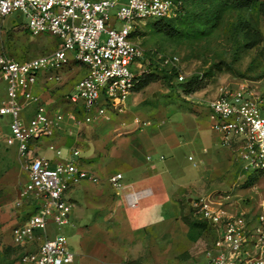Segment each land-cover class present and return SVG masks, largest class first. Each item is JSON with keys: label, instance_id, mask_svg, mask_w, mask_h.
I'll list each match as a JSON object with an SVG mask.
<instances>
[{"label": "built area", "instance_id": "built-area-1", "mask_svg": "<svg viewBox=\"0 0 264 264\" xmlns=\"http://www.w3.org/2000/svg\"><path fill=\"white\" fill-rule=\"evenodd\" d=\"M185 8L182 0H0V21L20 13L32 36L50 34L59 42L51 53L24 61L0 53V83L7 84L8 94L0 105V116L11 118L5 143L17 148L18 158L27 166L29 178L23 195L39 202L35 213L13 230V245L22 251L20 264L74 263L68 238L59 233L52 235L51 227L60 229L71 223L73 206L64 199L68 185L101 182L78 162V150L55 164L33 151L34 142L55 133L54 119L31 90L39 74L60 70L51 76L60 81L72 58L85 74L67 100L83 109L84 121L98 123L110 113L123 114L139 81L140 61L145 56L142 47L133 41L136 27L150 20L177 19L185 14ZM118 22L120 28L116 27ZM159 60L161 66L177 71L178 83L185 82L179 57L160 56ZM133 66L138 72L131 70ZM36 102L33 117L26 120L24 110ZM209 109L211 129L221 145L231 149L244 168L264 173V95L246 85L222 87ZM135 122L140 128L148 124ZM56 155L60 157L62 152L56 150ZM122 179L123 175L117 173L108 182L120 191ZM151 194L150 189L127 193L126 205L137 209ZM193 206L217 234L206 251V264H264V209L255 215L240 209L235 191L201 197Z\"/></svg>", "mask_w": 264, "mask_h": 264}, {"label": "rangeland", "instance_id": "rangeland-1", "mask_svg": "<svg viewBox=\"0 0 264 264\" xmlns=\"http://www.w3.org/2000/svg\"><path fill=\"white\" fill-rule=\"evenodd\" d=\"M182 1L186 6V17L177 23V30L156 29L152 25L156 20L135 29L133 41L145 52L140 61L142 69L137 83L142 86L134 89L138 106L169 109L175 104L172 98L188 105L185 100L188 95H195L196 102L202 99L212 101L220 88L242 85L264 95V19L258 6L254 4L242 10L224 9L215 19L205 15L213 3L221 0ZM26 23L20 13L0 21V52L22 61L49 54L59 46L58 40L50 34L32 36L25 27ZM121 26L120 22L116 23V27ZM174 55L179 57L186 79L182 84L175 80L177 71L174 68L160 65V56ZM131 70L138 72L135 66ZM43 73L54 76L60 70ZM171 74L173 78H170ZM71 79L76 82L81 76L76 72ZM50 87V94L40 90L57 120V131L49 144L54 151L55 147L60 149L63 158L71 149L63 147L65 143L76 147L84 162L83 150L90 141V129L95 124L90 126L84 121L82 108H78L81 115L75 107L68 105L60 86L54 89L52 84ZM6 98L7 84L1 82L0 100ZM6 130L0 126V264H20L22 251L13 245V230L35 213L39 202L23 195L27 166L18 159L14 147L6 146ZM233 161L230 171L216 176V180L226 181L219 194L235 191L240 209L259 214L264 202V173L252 167L244 168L236 155ZM185 164L192 166L187 157ZM82 183L68 186L65 193ZM211 191L214 190L208 193ZM99 200L100 197L95 198V204ZM145 200L147 198L140 202L143 208ZM173 200L174 212L169 207L164 208L160 214H151V220L140 227L129 221L126 223L130 213L138 212L140 208L130 209L125 204L128 212L108 216L101 212L92 213L81 197L71 211V223L60 229L52 226L51 230L53 234L65 235L70 241L75 254L73 264H201V258L216 239V232L194 208L196 199L190 202L185 197L175 196ZM69 201L73 205L74 201ZM102 207L98 204L95 208ZM76 211L80 212V224L74 219ZM148 223L153 225L147 227Z\"/></svg>", "mask_w": 264, "mask_h": 264}, {"label": "crops", "instance_id": "crops-1", "mask_svg": "<svg viewBox=\"0 0 264 264\" xmlns=\"http://www.w3.org/2000/svg\"><path fill=\"white\" fill-rule=\"evenodd\" d=\"M25 27L27 29L26 25ZM0 53L12 58L4 52ZM76 72L80 74L82 79L85 69L75 64L71 58L70 65L62 72L60 81H55L51 79L50 75L40 73L36 85L31 89L54 119V135L57 131V120L51 114V107L45 103L44 95L40 93V90L50 94L52 84L55 85L54 89L56 86H60V92L64 91L62 94H65L64 100L81 113L76 106L67 100L76 84L81 80L75 82L71 79ZM134 95L135 93L130 97L127 110L123 114L110 113L103 121L90 124V126L94 124L95 126L91 127L90 141L83 150L84 162L81 152L68 143L63 145V147L69 146L71 148L66 157L57 156L56 150L60 149L55 147L54 151L52 145L49 144V140L54 135L34 142L32 149L36 155L46 157L54 164L60 162L61 158L63 160L69 158L72 151L78 150L80 152L78 162L82 167L100 177L101 182L99 184L83 182L82 185L77 188L74 187L69 193L64 194L66 201L69 203V200L74 201L72 202V209L77 207V199L82 197L86 206H90L92 213L101 212L108 216L111 214L121 215L127 211L125 194L150 189L152 194L146 197L145 208L140 204L137 208H140V211L130 213L129 220L126 221V223L129 221L131 224L142 227L143 224L151 220V214H160L164 208L167 209L168 207L171 212H174L175 203L173 199L175 196L185 197L192 202L193 199L198 200L204 196L211 197L219 194L220 190L223 191L222 187H225L226 181L223 183L216 180V176L231 170L234 153L231 149L221 145L219 136L211 129L209 118L211 99H202L196 102L194 101L195 95H188L185 99L188 105H183L180 100L172 98L175 102L172 108L153 110L147 107H139ZM217 96L218 93L216 92L212 100ZM5 100L7 98L1 99L0 105ZM37 105L38 102L26 107L23 112L26 120L33 117ZM135 121H145L148 124L140 128ZM10 122V117L0 116V126L3 127V130L5 127L7 128L4 134V142L5 137L9 135ZM8 148L13 149V147ZM14 149L17 156V148L14 147ZM186 157L192 163L191 167L186 166ZM190 157L193 158V161L189 160ZM117 173L123 175L121 181L123 189L120 191H115L108 182V178ZM28 178L27 172L24 178L25 185ZM209 190L214 191L208 193ZM98 197L101 198L98 203L101 207L103 206L101 209L95 208L98 204H95L94 200ZM261 209H264V202L261 204ZM79 214L80 212L77 213L76 211L74 219L80 224ZM139 215L141 216L138 218ZM150 225L153 224L148 223L147 227ZM77 235L79 237V233ZM80 240L79 237L78 246ZM69 247L72 248L70 241ZM30 250L33 248L31 247ZM201 264H206L205 257L201 258Z\"/></svg>", "mask_w": 264, "mask_h": 264}, {"label": "trees", "instance_id": "trees-1", "mask_svg": "<svg viewBox=\"0 0 264 264\" xmlns=\"http://www.w3.org/2000/svg\"><path fill=\"white\" fill-rule=\"evenodd\" d=\"M213 1V0H211ZM256 4L258 6L259 12L261 13L263 19H264V0L259 1V0H221L219 3H213L212 6L209 8V10L206 13V18H215L222 12L224 9H236V10H242V9H247L251 5ZM186 7V6H185ZM186 10V8H185ZM186 17V12L183 16L177 18V19H162V20H156L153 22V27L156 29H163L165 30L166 28L168 29H173L177 30V23L179 21L183 22L184 18ZM160 23V27H157V24ZM136 31H134L132 37ZM173 74H171L170 78H173ZM182 84V83H181ZM186 84H189L186 83ZM142 85L136 86V88H140ZM135 88V89H136ZM211 226V225H210ZM212 227V226H211ZM213 228V227H212Z\"/></svg>", "mask_w": 264, "mask_h": 264}]
</instances>
